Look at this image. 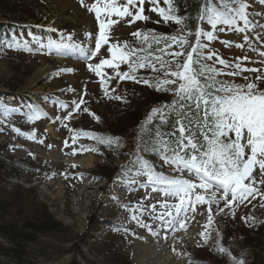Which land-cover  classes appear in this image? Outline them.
Masks as SVG:
<instances>
[{
  "label": "rangeland",
  "instance_id": "1",
  "mask_svg": "<svg viewBox=\"0 0 264 264\" xmlns=\"http://www.w3.org/2000/svg\"><path fill=\"white\" fill-rule=\"evenodd\" d=\"M0 5L11 13L17 14L19 10L20 13L16 17L37 24L39 37L41 34L48 36L55 33L49 29L61 30L64 33L81 31L90 25L94 29V22L85 10L78 7L81 6L78 0H0ZM160 7L166 8L165 5ZM60 9L65 10V17L76 18L78 24L68 26L62 24L58 16ZM6 15L0 14V18L6 19ZM149 17L148 21H140L134 28H126L123 25L129 18H126V21L121 20L120 25L115 26L114 29L126 39L123 40L122 37V40L117 42L123 44L127 41L130 45L139 47L141 41L132 35L137 30L146 32L151 29L158 34H172L177 29V24L169 26L170 22H164L156 12L151 13ZM225 39L238 40L237 35L231 32L225 34ZM45 40L47 38H40V44ZM47 43L46 49H39L38 46L29 49L35 54V59L30 54L20 51L0 52V89L28 93L29 96L44 95L53 98L52 102L43 106L45 114L31 121L28 119L29 115L24 116V111L34 114L37 113L35 110L24 108L19 113L14 108H10L8 109L10 114H6L1 100L0 166L6 165L4 159L22 164H17L18 166L12 169L5 166L3 170L0 169V196L3 200L9 201L11 204L9 213L17 214L15 218L27 216L36 218L39 210L36 205L39 202L47 206L61 226L58 230L40 233L30 228L25 229L27 236H31L32 239L24 240L23 247L19 246V249L10 240L0 237V245L5 249L14 248L21 253L18 258L0 255V264H146L137 257L138 249L143 246L154 248L159 246L141 245L148 241L145 239L150 232L132 219L134 213L129 209L142 206L147 209L149 204H157V211H160L157 202L164 200L165 197L162 193L153 192L151 188L130 185L127 181L120 182V187L126 185L122 189L116 185L106 186L104 181H97L96 176L109 174L110 169L112 173V166L123 161L114 154L126 149H132V152L136 153L140 125L148 111L156 106V100L159 103L162 92H157L153 88L150 90L146 85L132 80L114 79L116 91L113 93L110 91L111 88H108L109 93L105 95V90L101 87L102 77L91 71L88 65L72 67L71 63L67 64L70 57L50 51L49 44L54 43L51 38ZM101 52L96 58L103 54ZM100 61L91 64L95 66ZM41 69L45 73L31 85L30 78ZM61 69H72V71H61ZM102 69L106 74L104 79L115 75L113 69L107 66ZM121 71H128L127 65H121ZM138 74L145 78L157 75L150 69L144 72L145 75L139 72ZM70 88L75 91H68ZM81 96L86 101L81 105V110L74 112L70 120L64 119L69 110L73 109L72 102ZM110 96H121L124 99H110ZM64 104H67L68 108L61 107ZM85 107L89 109L88 112L83 111ZM96 117H99V120L94 119ZM82 132L119 137L122 146L117 147L114 144L109 148L98 144L94 139L77 135ZM73 137H76L74 144ZM66 140L69 142L68 147H65ZM81 146L98 149L94 152H83L85 155L82 158L89 156L92 159L90 163L74 162V157L81 152L78 151L76 155L70 153L73 148L79 149ZM30 153L34 158L29 157ZM24 160L26 162H22ZM107 161L112 162L105 165L104 162ZM73 164L76 165L75 168L72 167ZM168 168L170 167H165L167 170ZM253 175L257 181L261 179L258 167ZM185 176L188 177L187 173ZM188 178L194 179V177ZM256 186L261 191L264 190V185ZM249 200L250 203L246 200L243 203L233 204L234 216L224 213L215 215V206H213V233L214 236L219 235L218 239L213 241L218 240L220 245L228 250L231 243L229 238L242 244L249 242L254 244L257 241L255 230H251L248 226L264 222V207L261 206L262 200L259 196L255 200L249 197ZM175 202L169 200V203ZM197 211L203 213L199 222V229L203 231L202 225L207 219V208L198 205ZM227 212L228 209H225V213ZM135 214L139 215V213ZM96 217L102 224L91 235L90 228L94 227L92 221H95ZM242 217L254 219L246 223ZM140 218L152 225V228L155 227L153 229L155 232L161 228L159 222H154L148 215V210H145ZM203 240L204 238L200 236L196 243L190 240L179 243L176 252L184 254L182 257L187 258L190 264L194 262L201 264V261L206 264H217L215 260L217 253L220 254L219 251L211 252L209 248L204 249L205 245L202 249H196L198 243ZM170 254L166 251L161 258H166ZM226 256L228 255L223 254L222 257ZM208 259L210 262L206 261Z\"/></svg>",
  "mask_w": 264,
  "mask_h": 264
},
{
  "label": "snow or ice",
  "instance_id": "2",
  "mask_svg": "<svg viewBox=\"0 0 264 264\" xmlns=\"http://www.w3.org/2000/svg\"><path fill=\"white\" fill-rule=\"evenodd\" d=\"M145 2L146 0H125L120 4L119 0H95L93 4L87 5L85 0H80L82 6L95 13L98 21V38L93 40V34H86L88 43H94V48L82 45L72 35L64 34H61L60 43H50L49 48H54L57 53L67 51L77 54L79 59L87 62L100 52L102 45L109 44V30L121 19L131 17L127 21L129 24L150 19L144 14ZM147 2L152 5L149 11L158 13L164 22L172 21L177 24L176 33L157 34L151 29L146 32L137 30L132 35L141 41L139 47L130 45L127 41L123 44H111L108 49L111 59H102L95 66L89 63L88 67L102 77L101 87L105 90V95L109 93L108 83L115 79L132 80L172 96L170 102L153 107L145 122L140 125L134 159L122 166L123 173L134 174L124 175L122 182L127 181L130 185L145 189L151 188L153 192L162 193L165 197L157 202L160 211H157V204H149L147 209L143 206L129 209L134 213L132 219L140 227L147 228L153 236L159 233L140 218L145 210H148V215L154 222H159L165 232L170 230L174 233L186 231L191 221L203 215L197 211V206L207 205V219L202 225L204 230L199 233L207 242L214 239L208 231L214 223L213 206L215 215L224 213L234 216L235 202L243 203L248 200L250 203L249 197L255 200L259 196L261 206L264 207V191L256 186L264 185V88L259 87V82H264V72L242 67V61L249 59L247 55L237 57L236 62L232 63L220 58L217 51L210 47L211 42L219 39L218 33L227 31L242 34L243 42L220 41L225 47L231 48L234 44L237 49L243 50L247 45L248 50L264 57V51L256 48L252 39L254 36L255 41L264 44V24L259 21L264 13L249 11L251 5L248 0H204V7L196 20L198 24L206 22L210 26V30H205L201 26L193 27L191 17L185 22L175 16L171 7L172 0H163L168 5L167 9L159 6L160 0ZM260 3L264 4V0H260ZM113 16L118 19H112ZM0 46L19 48L20 45L16 40H11ZM217 64L223 68H217ZM121 65H127L128 71H121ZM104 66L113 69L115 76L104 79L106 74L101 71ZM146 68L157 75L151 78L139 76L138 70ZM61 71L70 72L72 69ZM244 72H257L255 81L248 76L243 77L246 81L244 84L221 79L223 76H240ZM68 91L75 90L70 88ZM110 91L114 93L115 87ZM109 98L124 99L121 96ZM85 103L83 96L79 101H73V109L69 110L64 119L70 120L73 113L81 110V105ZM61 107L68 108V105ZM4 111L10 114L7 108ZM83 111L88 112L89 109L85 107ZM39 118L38 112L28 116L30 121ZM96 119L99 120V117ZM77 135L94 139L98 144L109 148L114 144L122 146L119 137L98 136L88 132ZM72 143H76V137H73ZM68 146L69 142L66 140L65 147ZM150 150L174 174H165L164 171L157 170L155 164L144 159L141 153ZM78 151L94 152L98 149L81 146L79 149L73 148L70 154L76 155ZM72 167L75 168L76 165L73 164ZM257 167L261 175L259 181L253 175ZM185 173L194 179L186 178ZM65 175L67 178V174ZM169 200L176 202L169 203ZM221 202L223 207H220ZM225 209H228L227 213ZM242 219L247 223L254 218ZM164 238L167 239V235ZM216 244L221 254L232 255L218 240ZM173 251L176 252V249L173 248ZM176 255L181 258L184 254L176 252ZM232 259L233 264H244L242 259Z\"/></svg>",
  "mask_w": 264,
  "mask_h": 264
},
{
  "label": "trees",
  "instance_id": "3",
  "mask_svg": "<svg viewBox=\"0 0 264 264\" xmlns=\"http://www.w3.org/2000/svg\"><path fill=\"white\" fill-rule=\"evenodd\" d=\"M172 1H173V6L176 9L178 15L182 16L185 22H188L189 17H191L192 18L191 24L194 27L195 18L202 5V0H172ZM0 6H1L0 14H4V15L7 14L6 16L8 18H14V19L18 18L16 17L17 14H15L14 12L11 13L7 8H4L2 5ZM22 32H23V28L21 26L3 22L1 21L0 18V44H2L5 41H11V40H15V38H19ZM1 92L2 91H0V93ZM167 100L168 98H164L163 101H167ZM105 178H110V177H105ZM36 206L39 208V210L41 209L40 210L41 214L40 211L38 210L37 213L38 215H36V218L29 216L15 218L17 214L9 213L8 209L11 208V204H9V201L3 200L0 196V233H2L7 240H10V242H12L17 247H18L17 244H19L21 240L24 241V240L32 239L31 236H27L28 233L25 231V229L30 228L34 232L40 233L48 230L50 231L58 230L59 227L61 226L57 223L54 217L47 211L44 205L38 204ZM29 219L32 220L29 221ZM92 222L96 223L97 221H92ZM94 227L96 226L94 225ZM255 233H256L255 239H257V241L254 242V244L253 242L242 244L229 238L231 240L230 248L232 249L235 258L237 260L242 259L244 261V264H264V224ZM16 250L17 249L14 248L5 249L0 247V255L14 257L12 252H16V253L19 252V250L18 251ZM222 256L223 255H219L220 264L225 263L224 257Z\"/></svg>",
  "mask_w": 264,
  "mask_h": 264
},
{
  "label": "bare ground",
  "instance_id": "4",
  "mask_svg": "<svg viewBox=\"0 0 264 264\" xmlns=\"http://www.w3.org/2000/svg\"><path fill=\"white\" fill-rule=\"evenodd\" d=\"M64 9H60L58 11V16H59V20L62 24H64L65 26L68 25H72V24H78V21L76 18H68L64 16ZM80 23V22H79ZM44 70L41 69V71H37L34 76L32 78H30V84L33 85L36 83L37 79H39L41 77L42 74H44ZM74 160H76L77 162L80 163H90L92 161V159L89 156H85L84 158H75ZM197 224V221L194 223V226ZM197 228H198V224H197ZM196 235V229L193 227V231L191 232V237L193 238ZM0 237H3V234L0 233ZM6 239V238H5ZM194 239H196L195 241L198 240V236L196 235L194 237ZM7 240V239H6ZM183 241L182 238H173L172 239V243L169 245H165V247L162 248H154L151 246H143L141 248L138 249L137 251V257L142 261V262H146V264H188V259L181 257V258H177L174 254L173 248L177 245V243ZM25 241L21 240L19 242L18 247L21 246V248L23 247V243ZM1 248H4V246L0 245ZM170 249L171 254L169 256H167L166 258H161V255L166 253V251ZM18 250V249H17ZM26 251V250H23ZM22 251V252H23ZM12 254L14 256H18L21 254L20 252H12ZM23 255V254H22ZM163 256V255H162ZM165 257V256H164ZM164 259V260H161Z\"/></svg>",
  "mask_w": 264,
  "mask_h": 264
}]
</instances>
